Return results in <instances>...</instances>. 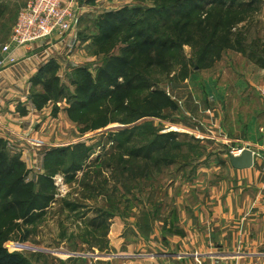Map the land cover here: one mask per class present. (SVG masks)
Returning <instances> with one entry per match:
<instances>
[{"label":"rangeland","instance_id":"1","mask_svg":"<svg viewBox=\"0 0 264 264\" xmlns=\"http://www.w3.org/2000/svg\"><path fill=\"white\" fill-rule=\"evenodd\" d=\"M29 1L0 0V53ZM76 2L78 30L37 42L34 73L15 52L0 71L30 78L14 125L0 120V150L22 162L9 183L36 199L6 210L0 183V264H132L177 239L217 244L212 216L234 178L224 135L249 121L229 85L241 60L264 61V0Z\"/></svg>","mask_w":264,"mask_h":264},{"label":"crops","instance_id":"2","mask_svg":"<svg viewBox=\"0 0 264 264\" xmlns=\"http://www.w3.org/2000/svg\"><path fill=\"white\" fill-rule=\"evenodd\" d=\"M35 44L22 48L12 46V52H15L17 57L29 56L26 62L19 63L17 66L21 69L29 68L31 73H34L36 65H39V63L36 64L38 54L46 53L44 47L38 50L39 44ZM13 69L14 67L4 70L0 76L2 89L0 90V120L10 125L13 124L11 118L15 117L18 98L23 95L21 87L25 85L21 82H30V78L12 77ZM237 69L238 76L234 84L229 87L230 89L233 87L234 96L239 97L243 104H250L249 110L243 109L242 112L243 120L249 119V121L248 128H243L241 138H230L227 134L224 135L225 146L231 147V150L229 149L226 153L228 156L226 163L230 166L234 178L231 189L227 188L228 181H224L226 191L222 192L219 208L212 216L214 217L212 221H216L215 224L218 225L220 232L218 243L208 239L210 235H206L207 239L202 240L201 243L193 236L187 241L177 239L171 244L172 251L168 253H179V256L157 255L156 258L140 256L132 264H188L195 256H199L208 264H264V61L262 58L249 60V62L241 60ZM207 85V90L212 88L211 81ZM226 86L219 84L213 93L216 91L217 94L222 93V89ZM230 141L233 143L230 144ZM247 145L254 152L253 166L245 169L234 168L230 162V155H238V150ZM212 221H209L207 225L212 224ZM228 235L232 236L228 238Z\"/></svg>","mask_w":264,"mask_h":264},{"label":"built area","instance_id":"3","mask_svg":"<svg viewBox=\"0 0 264 264\" xmlns=\"http://www.w3.org/2000/svg\"><path fill=\"white\" fill-rule=\"evenodd\" d=\"M80 20L76 0H30L18 16L10 43L1 50L0 71L8 61H15L11 56L13 44H35L55 35L63 38L78 30Z\"/></svg>","mask_w":264,"mask_h":264},{"label":"trees","instance_id":"4","mask_svg":"<svg viewBox=\"0 0 264 264\" xmlns=\"http://www.w3.org/2000/svg\"><path fill=\"white\" fill-rule=\"evenodd\" d=\"M121 10L118 11H110L106 15L108 16V20L111 22V26H114L115 21H117L121 16ZM54 78H57L56 76H53ZM88 86L92 83L91 76L87 79ZM91 87V85L88 87V89ZM87 89V90H88ZM47 91H51V87L47 86ZM162 94V93H161ZM160 94V95H161ZM48 98H45V101H47ZM163 100L167 103H169L171 100L169 97L163 96ZM165 104L161 107H164ZM3 138H0V149L3 144ZM150 157V153L148 155ZM23 169L22 162L16 158L11 157L5 150H0V183L2 188H10L12 191V200L9 204L8 208L6 210H13V209H20L21 211H26V213H29L28 206L35 205L36 202L35 197L32 198L31 196V189L29 184H25L23 178H16L13 180V183H9V180L15 176L20 169ZM5 210V211H6Z\"/></svg>","mask_w":264,"mask_h":264},{"label":"water","instance_id":"5","mask_svg":"<svg viewBox=\"0 0 264 264\" xmlns=\"http://www.w3.org/2000/svg\"><path fill=\"white\" fill-rule=\"evenodd\" d=\"M231 165L236 169H245L252 167L254 164V152L251 150L250 146H245L238 155H230ZM162 255H175L173 253L159 254Z\"/></svg>","mask_w":264,"mask_h":264}]
</instances>
